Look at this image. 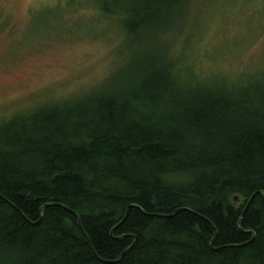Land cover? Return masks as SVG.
Here are the masks:
<instances>
[{
    "label": "trees",
    "instance_id": "trees-1",
    "mask_svg": "<svg viewBox=\"0 0 264 264\" xmlns=\"http://www.w3.org/2000/svg\"><path fill=\"white\" fill-rule=\"evenodd\" d=\"M92 1L136 40L188 0ZM149 52L0 123V264H264V75L206 83Z\"/></svg>",
    "mask_w": 264,
    "mask_h": 264
},
{
    "label": "rangeland",
    "instance_id": "rangeland-1",
    "mask_svg": "<svg viewBox=\"0 0 264 264\" xmlns=\"http://www.w3.org/2000/svg\"><path fill=\"white\" fill-rule=\"evenodd\" d=\"M99 8L0 0V123L102 92L149 51L206 83L264 75V0H188L172 24L136 40Z\"/></svg>",
    "mask_w": 264,
    "mask_h": 264
},
{
    "label": "water",
    "instance_id": "water-1",
    "mask_svg": "<svg viewBox=\"0 0 264 264\" xmlns=\"http://www.w3.org/2000/svg\"><path fill=\"white\" fill-rule=\"evenodd\" d=\"M233 203L235 206H240V205H244L247 203V199L239 196V195H234L233 197ZM248 206V205H247Z\"/></svg>",
    "mask_w": 264,
    "mask_h": 264
}]
</instances>
